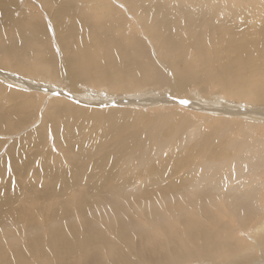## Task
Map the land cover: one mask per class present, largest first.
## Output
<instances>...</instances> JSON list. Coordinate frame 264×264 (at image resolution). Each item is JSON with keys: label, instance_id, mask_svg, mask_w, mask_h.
Listing matches in <instances>:
<instances>
[{"label": "bare ground", "instance_id": "obj_1", "mask_svg": "<svg viewBox=\"0 0 264 264\" xmlns=\"http://www.w3.org/2000/svg\"><path fill=\"white\" fill-rule=\"evenodd\" d=\"M0 80V264H264V0H0Z\"/></svg>", "mask_w": 264, "mask_h": 264}, {"label": "rangeland", "instance_id": "obj_2", "mask_svg": "<svg viewBox=\"0 0 264 264\" xmlns=\"http://www.w3.org/2000/svg\"><path fill=\"white\" fill-rule=\"evenodd\" d=\"M114 4H116V2H113ZM39 12H40V9L38 10ZM42 14H43V12H42ZM141 34H143V33H141ZM143 36L145 37V35L143 34ZM52 38H53V40L55 41V36H54V34L52 33ZM145 39H147L146 37H145ZM152 43L151 42H149V40H148V46L150 47V48H152L153 49V47H152V45H151ZM14 74V73H13ZM15 76H17V77H19V75H17V74H14ZM21 75V74H20ZM23 76V75H22ZM20 78V77H19ZM1 81V80H0ZM0 83H2V82H0ZM167 88V87H166ZM193 90H195V88L193 89ZM153 90H151L150 91V93L149 94H151L152 96H153V94H154V96H156V92L155 91H153ZM166 91L168 92V90H165L164 88H162V89H160V92L159 91H157V95L158 96H163L164 97V95L166 96L167 95V93H166ZM212 92H217V91H212ZM163 94V95H160V94ZM218 94V93H217ZM218 98H222V94H221V96H217ZM189 98V97H188ZM44 100H45V98H43ZM158 103L159 102H161L162 104H163V99H157L156 100ZM144 106H147V108H150V107H152V106H150L149 104H147V103H145L144 102V104H143ZM170 106V105H169ZM166 107V106H165ZM147 108H145V109H147ZM181 108H183V107H181ZM163 109V108H162ZM148 111H152V110H148ZM156 111H159V112H162L163 110H156ZM36 122V121H35ZM34 122V123H35ZM33 123V124H34ZM29 125V124H28ZM27 125V126H28ZM27 126H25L24 128H26ZM29 130H31L32 128H28ZM20 133H22V132H20ZM14 136H17V134H15ZM10 137H12V135L10 136ZM4 138H7V137H4ZM3 149V148H2ZM3 157V156H2Z\"/></svg>", "mask_w": 264, "mask_h": 264}, {"label": "snow or ice", "instance_id": "obj_3", "mask_svg": "<svg viewBox=\"0 0 264 264\" xmlns=\"http://www.w3.org/2000/svg\"><path fill=\"white\" fill-rule=\"evenodd\" d=\"M49 27H51V25H49ZM54 31V29H53ZM169 75H172V73H169ZM8 87H12V85H9ZM47 91V89H45ZM57 95H59V93H57ZM173 99L182 107H187L191 104V100L188 98H182L179 96H174Z\"/></svg>", "mask_w": 264, "mask_h": 264}]
</instances>
